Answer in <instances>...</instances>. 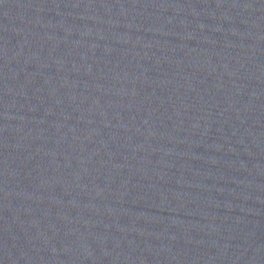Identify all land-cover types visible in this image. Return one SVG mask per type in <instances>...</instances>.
Instances as JSON below:
<instances>
[{
    "label": "water",
    "instance_id": "water-1",
    "mask_svg": "<svg viewBox=\"0 0 264 264\" xmlns=\"http://www.w3.org/2000/svg\"><path fill=\"white\" fill-rule=\"evenodd\" d=\"M0 264H264V0H0Z\"/></svg>",
    "mask_w": 264,
    "mask_h": 264
}]
</instances>
